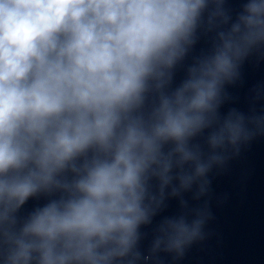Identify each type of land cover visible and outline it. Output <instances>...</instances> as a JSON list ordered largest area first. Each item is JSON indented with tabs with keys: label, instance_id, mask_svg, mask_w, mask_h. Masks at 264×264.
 <instances>
[{
	"label": "clouds",
	"instance_id": "clouds-1",
	"mask_svg": "<svg viewBox=\"0 0 264 264\" xmlns=\"http://www.w3.org/2000/svg\"><path fill=\"white\" fill-rule=\"evenodd\" d=\"M247 64L264 0H0V264H179L264 138Z\"/></svg>",
	"mask_w": 264,
	"mask_h": 264
},
{
	"label": "water",
	"instance_id": "water-1",
	"mask_svg": "<svg viewBox=\"0 0 264 264\" xmlns=\"http://www.w3.org/2000/svg\"><path fill=\"white\" fill-rule=\"evenodd\" d=\"M230 2L234 9L239 8L240 0ZM244 71V87L234 90L241 108L247 106L248 88L264 79V64H247ZM36 204L30 199L22 211H30ZM175 207V201L170 202L168 212ZM211 211L213 219L205 229L208 238L193 245L179 264H264V138H257L230 162L225 173L215 176Z\"/></svg>",
	"mask_w": 264,
	"mask_h": 264
}]
</instances>
